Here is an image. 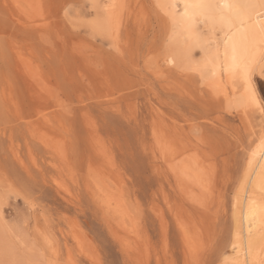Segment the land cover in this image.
<instances>
[{
	"label": "rangeland",
	"instance_id": "1",
	"mask_svg": "<svg viewBox=\"0 0 264 264\" xmlns=\"http://www.w3.org/2000/svg\"><path fill=\"white\" fill-rule=\"evenodd\" d=\"M171 1L0 0V264H233L264 113Z\"/></svg>",
	"mask_w": 264,
	"mask_h": 264
},
{
	"label": "bare ground",
	"instance_id": "2",
	"mask_svg": "<svg viewBox=\"0 0 264 264\" xmlns=\"http://www.w3.org/2000/svg\"><path fill=\"white\" fill-rule=\"evenodd\" d=\"M175 1L182 5L183 18L179 22L194 43L198 44L200 38L194 25L197 18H208L213 28L222 31V42L206 64L215 74V81L219 83L223 79L229 86L231 84L230 91L235 96L237 91L233 82L240 77L244 82L247 105L259 106L264 113L253 75L255 68L259 69V75L264 71V6H261V0H173L171 4ZM18 55L24 65V56L19 51ZM248 160L236 199L230 258L233 264H264V133ZM176 170L186 180H194L193 164L187 160Z\"/></svg>",
	"mask_w": 264,
	"mask_h": 264
},
{
	"label": "snow or ice",
	"instance_id": "3",
	"mask_svg": "<svg viewBox=\"0 0 264 264\" xmlns=\"http://www.w3.org/2000/svg\"><path fill=\"white\" fill-rule=\"evenodd\" d=\"M261 6H264V0H261Z\"/></svg>",
	"mask_w": 264,
	"mask_h": 264
}]
</instances>
